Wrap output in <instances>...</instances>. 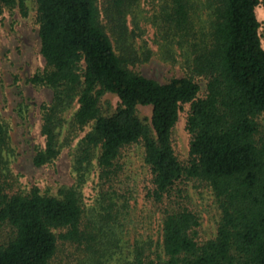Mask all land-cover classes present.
Returning <instances> with one entry per match:
<instances>
[{
  "label": "trees",
  "instance_id": "trees-1",
  "mask_svg": "<svg viewBox=\"0 0 264 264\" xmlns=\"http://www.w3.org/2000/svg\"><path fill=\"white\" fill-rule=\"evenodd\" d=\"M26 1L0 5L25 14ZM36 1L46 66L30 81L50 87L52 98L41 105L45 143L34 163L58 157L66 122L75 131L93 126L76 150L72 185L57 194L12 190L15 148L0 113V232L13 228L6 242L0 237V264H264L260 0H162V37L178 45L187 70L166 82L130 67L150 50L130 52L125 41L130 55L117 52L99 0ZM138 1L108 0V12L126 28ZM107 92L120 100L110 114L101 109ZM138 105L152 106L151 123ZM182 111L186 152L173 136ZM93 160L98 183L87 201Z\"/></svg>",
  "mask_w": 264,
  "mask_h": 264
},
{
  "label": "rangeland",
  "instance_id": "rangeland-1",
  "mask_svg": "<svg viewBox=\"0 0 264 264\" xmlns=\"http://www.w3.org/2000/svg\"><path fill=\"white\" fill-rule=\"evenodd\" d=\"M161 4L162 0H139L130 8L124 28L125 23L108 12V0H99L101 22L110 34L117 52L130 55L126 46L130 52L138 51L139 54L150 50L149 60L131 63L130 67L166 82L175 76H183L187 70L179 55L178 45L174 43L167 46L162 37ZM26 6L27 12L24 14L18 4L14 7L0 5V113L10 126L15 148L10 165L12 176L8 180L13 183L12 190L28 191L33 186H38L44 193L57 194L62 185H72L75 182V153L81 138L92 128L93 122L81 131L73 130L72 125L66 122L59 136L63 147L58 157L41 166L34 163L36 151L45 143L41 132V105L51 100L52 89L30 81L35 73L44 70L46 63L41 53L37 1L27 0ZM256 11L261 23L260 34L264 46V0H260ZM124 31L128 32V41L122 37ZM125 41L128 44L126 46L123 45ZM199 81L202 89H205V81ZM119 103L116 94L107 92L101 98L102 112L112 113ZM185 109H188V105ZM137 113L143 121L151 123V105H138ZM70 117L69 115L68 119ZM173 136L177 148L186 152L189 133L186 129L185 111L181 112ZM132 160L134 166H139V157L134 156ZM95 166L96 160H93V171L83 186L87 201L93 198L98 183V171ZM203 204H211L208 193H205ZM205 217L206 224H210L215 216L211 219L209 214H205ZM12 234L13 228L9 224L3 225L0 232L1 241L6 242ZM57 261L52 264H57Z\"/></svg>",
  "mask_w": 264,
  "mask_h": 264
}]
</instances>
